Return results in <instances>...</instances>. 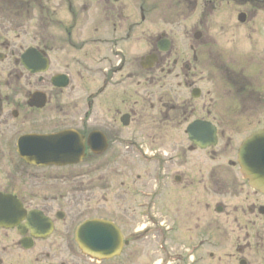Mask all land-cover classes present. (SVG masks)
Returning <instances> with one entry per match:
<instances>
[{"label":"flooded vegetation","instance_id":"1","mask_svg":"<svg viewBox=\"0 0 264 264\" xmlns=\"http://www.w3.org/2000/svg\"><path fill=\"white\" fill-rule=\"evenodd\" d=\"M241 124L264 129V0H0V264H78L64 205L168 215L173 263L264 264Z\"/></svg>","mask_w":264,"mask_h":264},{"label":"rangeland","instance_id":"2","mask_svg":"<svg viewBox=\"0 0 264 264\" xmlns=\"http://www.w3.org/2000/svg\"><path fill=\"white\" fill-rule=\"evenodd\" d=\"M255 83L257 80L258 84H261L263 82L262 76L255 75L254 76ZM262 94L263 92L260 89H257ZM258 105H261L258 103ZM261 115V113H259ZM261 119V118H259ZM254 120H257L254 118ZM256 127V125H255ZM254 129V126H249L247 124H241L239 127V130H237L232 135V141L231 146L234 148L237 147V145L241 142V140L252 130ZM116 180V183L118 182V176L114 177ZM67 188H64V191H66ZM118 191V190H117ZM148 208L150 205H146ZM114 207V205H113ZM69 208V206L67 207ZM62 211L65 214L64 219V225L67 227H70L69 231H63V241H62V247H63V263H68V260L74 259L75 262H78V264H99L93 260H91L89 257L83 255L80 250L77 248L75 242H74V228L77 222L91 216H100L106 219H110L113 221H117L118 225H121V229L123 230L124 237L125 238H134L133 242H130L126 247H124L121 255L118 257H115L109 261L101 262L100 264H171L168 263L169 259V251L167 249V235L164 234L163 237L159 238V240H162L161 242H165V248L161 249L157 247L156 243V234L154 233V224L151 223V218L154 220H159L166 225L168 223V215H127L124 217L123 215H76L78 218L72 217V215L67 213V210L64 207L62 208ZM150 211V210H149ZM129 218H131L129 220ZM127 219V222H126ZM123 220L127 223L129 226V231L125 230L123 225ZM147 229V232H138L140 229ZM133 229L136 230V232H132ZM132 232V234H131ZM127 238V239H128ZM136 240V241H135ZM164 240V241H163ZM73 255V256H72ZM196 259L198 258V253L196 255L192 256ZM178 264V263H176ZM193 264H202L197 262H193ZM203 264H213L205 262Z\"/></svg>","mask_w":264,"mask_h":264},{"label":"water","instance_id":"3","mask_svg":"<svg viewBox=\"0 0 264 264\" xmlns=\"http://www.w3.org/2000/svg\"><path fill=\"white\" fill-rule=\"evenodd\" d=\"M213 131L212 127H207ZM241 172L255 189L264 192V129L252 133L239 147ZM75 240L85 253L98 259L120 253L122 235L114 224L105 220H86L76 232Z\"/></svg>","mask_w":264,"mask_h":264}]
</instances>
